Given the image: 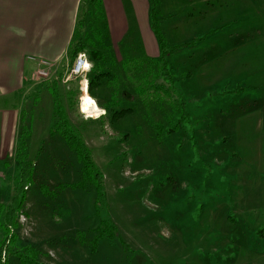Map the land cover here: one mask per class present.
I'll return each instance as SVG.
<instances>
[{
    "label": "rangeland",
    "instance_id": "obj_1",
    "mask_svg": "<svg viewBox=\"0 0 264 264\" xmlns=\"http://www.w3.org/2000/svg\"><path fill=\"white\" fill-rule=\"evenodd\" d=\"M183 14L184 9L171 15ZM88 18L83 17L78 32L91 69L90 40H104ZM164 31L169 45L185 38V28ZM136 50L134 45L130 53ZM247 52L241 77L213 78L203 75L208 63L201 55L186 60L184 46L169 56L171 75L156 77L158 91L149 87L151 78L145 74L151 70L155 76L156 70L140 55L124 62L129 72L118 69L117 86V77L105 78L108 89L89 92L88 72L66 80L67 62L51 78L33 79L34 89L25 97L19 92L16 102L20 118L27 97L24 127L31 134L27 158L33 175L25 174L15 147L0 149V154L5 151L0 156V219L13 199L22 205L19 225L12 229L19 237L15 249L38 245L44 264H241L254 255L255 247L264 248V48L259 43ZM222 64L219 70L226 67ZM112 69L116 73L115 63ZM56 78L65 104L67 89L80 86L77 106L69 107V115L84 131L104 174L105 200L98 204L99 213L96 187L55 188L78 181L83 166L67 141L58 132L50 133L53 98L43 90L36 95L37 83ZM84 97L94 100L98 110L83 112ZM15 100L10 95L5 104L14 105ZM125 108L132 111L112 123L111 110ZM107 110L109 115L101 117ZM46 184L59 194L43 192ZM109 218L119 235L103 238L92 252L94 229Z\"/></svg>",
    "mask_w": 264,
    "mask_h": 264
},
{
    "label": "crops",
    "instance_id": "obj_2",
    "mask_svg": "<svg viewBox=\"0 0 264 264\" xmlns=\"http://www.w3.org/2000/svg\"><path fill=\"white\" fill-rule=\"evenodd\" d=\"M98 4L100 9L86 0H0L1 150L16 145L19 92L25 97L34 89L36 64L29 58L54 61L57 67L64 62L68 65L77 22L87 7L91 27L101 30L115 69L123 72L124 62L135 56H142L146 62L160 56L151 18L156 4L163 32L168 27L185 28V38L180 44H185L186 60L201 55L208 63L203 70L206 77H241L247 50L258 47L259 43L264 48V0H157L155 4L153 0H100ZM183 9L182 16L171 15ZM134 45H137L136 54L130 53ZM211 61L218 62L210 65ZM220 62L223 67L226 65L221 70ZM27 68H30L28 79ZM10 95L16 98L14 105L5 104ZM5 151H1V157ZM258 259L259 264H264V248L255 247L254 255L241 264H258Z\"/></svg>",
    "mask_w": 264,
    "mask_h": 264
},
{
    "label": "trees",
    "instance_id": "obj_3",
    "mask_svg": "<svg viewBox=\"0 0 264 264\" xmlns=\"http://www.w3.org/2000/svg\"><path fill=\"white\" fill-rule=\"evenodd\" d=\"M86 1L91 2V4H93L95 8L100 9L98 4L100 0H86ZM156 2L157 0H153V4H155ZM87 15L88 16L90 15V9L88 7L87 10L83 9L80 16L81 19L77 22L75 38L72 41L71 46L69 48V54H68L69 67H72L74 65L78 54L80 52H84L86 49L85 44L82 42L83 34L79 35L78 28L79 26H82L81 24L84 23L83 17ZM151 18L153 21L152 30L158 39L161 52L159 57H157L156 59L149 60L150 64L152 65V68L156 70L155 76L153 75V72L151 70H149L145 74L147 78H151L150 80L147 81L149 87H151L152 89L155 88L154 91H158L161 88V86L159 84H156L155 82L156 77L159 76V73H161L162 75L163 73H165L167 76L171 75L170 71L172 72L173 67L169 61V56L173 54L176 50L184 47L185 44L171 46L167 43V41L164 38L160 24L161 17L158 16L155 5H153L152 8ZM97 36H99V34ZM94 39L95 37H92V39L90 40L93 47L89 49L90 52L89 56L93 63L92 68L88 71L87 74V79L89 81V92L97 87H98L97 89L103 87H107L108 89L109 82L105 79L107 77L110 78L117 77L118 82L115 83V85L117 86L120 77L117 69H115L116 73L112 72L114 71L112 69V65L115 62L107 59L108 56L112 59L111 53L108 52L106 54L105 52L108 51L107 46H105L103 43H99L97 40L94 41ZM126 72H129V69L125 70L122 73H126ZM145 74L143 73L140 79L144 80ZM149 74H152V77ZM59 82H60V78L58 79L56 78L50 82L43 81L40 82L41 84L37 83L38 90H36L37 91L36 95H39V93L42 92L43 90V91H48L51 97L53 98L54 124L50 133L55 134L56 132H58L67 141L71 150H73L77 154L83 166H82L80 179L78 181L73 183L65 182L67 183L65 185L59 183L55 186V188L60 189L61 187H66L67 185L69 187L72 186L73 188L78 187L82 189H88L89 187L92 186L96 187L98 191V198L96 201L97 202L96 211L97 213H99L98 209L100 206L98 204L103 203L105 200L104 174L101 172L100 168L93 160V152L86 142L84 131L78 129L74 125L69 115V107L77 106L78 96L80 93V86L79 87L77 86V89H74V86H72V88L67 89L66 96L69 100L68 101L69 103L65 104L63 102L61 93L58 88ZM38 84H40V86ZM115 87L112 88L115 89ZM26 98H24L23 101L24 103L21 108V116L19 118V125H18V135L15 145L16 153L14 156L16 160L20 162L19 164H21L23 170L26 171L25 174L31 177L34 173L35 168L27 158V151H28L27 140L31 134L24 127L25 119L28 116V112H29L28 103L26 104L25 102ZM130 111H132L131 108H125L121 110H111V114L109 117L110 121L113 123L119 120L120 118H122L123 116H125ZM108 115H109V111L107 110L106 113L101 117L105 118ZM48 185L50 184H46L45 186H43V192H45L46 194H49V192H53L54 196L59 194L56 190L50 191ZM21 208L22 205L18 201H16V199H13V201L9 205V210L5 213V219L3 220L0 219V230H2L0 233V264H9L10 263L9 258L10 259L13 258L14 262H16L17 264H44V262L41 261V256L43 251L41 250V248L38 247V245L27 243L25 245H21V247L18 250L15 249L19 237L17 233H15L16 231L15 230L13 231L12 229L19 225L18 218L20 215ZM94 231H95V236L91 242L92 252H95L98 249V245L103 238L112 239L119 235V229L117 224L113 222L110 218L101 220L100 225L97 228H95ZM83 241H86L84 237H83Z\"/></svg>",
    "mask_w": 264,
    "mask_h": 264
},
{
    "label": "built area",
    "instance_id": "obj_4",
    "mask_svg": "<svg viewBox=\"0 0 264 264\" xmlns=\"http://www.w3.org/2000/svg\"><path fill=\"white\" fill-rule=\"evenodd\" d=\"M29 59L36 64V68L33 73V79L41 81L43 79H48L53 76L56 72L57 65L54 61L47 59L37 58L31 56ZM90 61L86 52H80L76 58V61L72 67L67 66L63 78L66 80L71 78L77 79L80 76L87 74L90 69ZM86 80V79H85ZM87 81V80H86Z\"/></svg>",
    "mask_w": 264,
    "mask_h": 264
},
{
    "label": "bare ground",
    "instance_id": "obj_5",
    "mask_svg": "<svg viewBox=\"0 0 264 264\" xmlns=\"http://www.w3.org/2000/svg\"><path fill=\"white\" fill-rule=\"evenodd\" d=\"M83 112H91L92 110H98V106L94 100L84 97L81 105Z\"/></svg>",
    "mask_w": 264,
    "mask_h": 264
}]
</instances>
